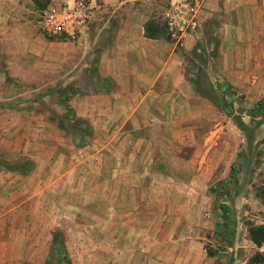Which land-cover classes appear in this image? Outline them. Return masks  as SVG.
<instances>
[{
	"label": "crops",
	"instance_id": "1",
	"mask_svg": "<svg viewBox=\"0 0 264 264\" xmlns=\"http://www.w3.org/2000/svg\"><path fill=\"white\" fill-rule=\"evenodd\" d=\"M102 1L88 73L79 56L51 53L62 47L37 33L33 0H0V158L30 162L0 170V264H48L57 233L67 264H212L186 223L192 197L176 202L170 183L216 184L235 159L220 123L199 120L201 142L179 137L204 97L189 58L208 42L215 96L225 84L252 108L264 98V0H205L178 45L144 37V0Z\"/></svg>",
	"mask_w": 264,
	"mask_h": 264
},
{
	"label": "rangeland",
	"instance_id": "2",
	"mask_svg": "<svg viewBox=\"0 0 264 264\" xmlns=\"http://www.w3.org/2000/svg\"><path fill=\"white\" fill-rule=\"evenodd\" d=\"M48 1L35 0L32 7V19L37 33L51 46L62 47V50H51V53H63L66 63L79 56L83 61L82 67L87 69L88 73L92 72L94 68L84 66V63L91 58L90 42L94 39L89 25L92 21L76 40H48L42 36L39 29L41 10ZM144 1L139 3V8H149L152 10V19L162 22L163 10L168 0ZM136 4L138 3L135 2ZM83 44L86 46H82ZM79 46L81 50L77 48ZM196 48L198 50L192 58H189V74L198 87V92L204 97L201 101L195 102L194 122L188 124L185 131H180L179 137L183 135L187 139H193L195 143L201 142L209 135L198 121L208 120L213 122L214 126L220 123L223 128L219 137L224 143L225 157L227 160L235 159V161L230 166L228 177L219 180L216 184L215 181L209 184L207 179L200 177L175 178L170 184L177 190L176 202H185L192 197L194 204L188 207L187 211L190 215H187L186 223L194 228V234L204 237L203 249L211 258L212 264H252L255 263L253 259L256 254L247 231L249 227L261 226L260 223L264 221V203L261 199V188L264 187V113L250 114V106L246 107L239 95L233 93L225 84L221 85L224 97L215 96V92L211 89L213 86L218 88V83L212 80L211 72L205 69L207 60L215 58V50L210 49L208 42L203 45L200 41L197 42ZM17 100L27 104L32 99L21 97ZM55 101V98L50 99L49 105L52 106ZM230 114L240 118L242 122L240 128L234 125ZM66 120L68 121V118ZM213 138L217 139V135ZM29 167L30 162L26 157H22L18 162L0 158V170L11 168L24 172ZM159 180V184L163 187L164 181ZM186 185L194 188L193 194L185 192ZM62 247L63 235L57 233L48 264H67Z\"/></svg>",
	"mask_w": 264,
	"mask_h": 264
},
{
	"label": "built area",
	"instance_id": "3",
	"mask_svg": "<svg viewBox=\"0 0 264 264\" xmlns=\"http://www.w3.org/2000/svg\"><path fill=\"white\" fill-rule=\"evenodd\" d=\"M205 0H168L162 22L168 40L178 45L199 28V14ZM102 0H49L41 10L39 29L48 40L73 41L103 8ZM264 227V221L260 223ZM258 261L264 264V242L252 244Z\"/></svg>",
	"mask_w": 264,
	"mask_h": 264
},
{
	"label": "trees",
	"instance_id": "4",
	"mask_svg": "<svg viewBox=\"0 0 264 264\" xmlns=\"http://www.w3.org/2000/svg\"><path fill=\"white\" fill-rule=\"evenodd\" d=\"M33 3H35V0H33ZM143 35L145 38H148V39L164 38V39L168 40L166 31H165V26H164L163 22H158V21H155L153 19H149L144 23ZM263 109H264V98L257 101L255 103V105L252 108H250L249 113L250 114L251 113L260 114L261 112H263L262 111ZM230 116H231L232 121L236 125V127L240 128L242 126V122H241L240 118L236 115H233V114H230ZM261 199H262V202L264 203V187L261 188ZM247 233H248L250 241L255 246H259L262 242H264V227L263 226L249 227ZM62 250H63V248H62ZM253 261L257 262L258 257L256 256L255 259H253Z\"/></svg>",
	"mask_w": 264,
	"mask_h": 264
}]
</instances>
